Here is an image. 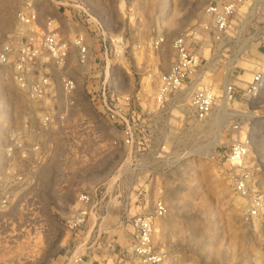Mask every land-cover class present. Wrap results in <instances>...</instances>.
<instances>
[{
    "label": "rangeland",
    "instance_id": "374dc122",
    "mask_svg": "<svg viewBox=\"0 0 264 264\" xmlns=\"http://www.w3.org/2000/svg\"><path fill=\"white\" fill-rule=\"evenodd\" d=\"M21 1L0 0V53L21 32L15 14L28 0ZM220 1L36 0L39 25L49 17L65 21L73 13L69 5L75 4L97 17L112 35L123 36L127 53L116 62L115 78L121 90L134 94L146 80L152 82V94L159 74L173 61L174 40L195 32L208 42L207 82L215 90V109L208 123L192 124L190 129L189 122L183 127L180 121L187 116L189 95L174 98L166 116L165 139L178 152L192 154L160 173L148 190L137 189L141 181L133 180L135 189L115 192L112 203L97 208L100 219L92 218L74 232L66 222L75 210L80 186L101 182L108 173L101 171L103 166L80 171L71 162L64 166L58 147L56 157L40 170L23 207L0 214V264H119L132 232L131 223L121 214L131 217L145 212L159 192L168 206L155 233V243L166 254L164 264H264V92L256 100L242 98L247 82L264 65V56L258 52L264 37V0H246L231 18L225 38L218 41L205 29L211 20L204 9ZM160 36L164 42L156 50L153 44ZM229 84L236 86V99L226 100L223 107L220 100L228 99L225 87ZM29 105L17 88L13 65L0 61V170L8 136L22 123ZM235 120L244 121L254 134L245 164L250 171L246 196L234 190L229 172L236 168L217 156L226 149L227 130ZM160 128L152 122L146 135L155 139ZM118 166L114 163L112 170ZM237 197L246 203L240 205Z\"/></svg>",
    "mask_w": 264,
    "mask_h": 264
},
{
    "label": "built area",
    "instance_id": "2783aa9c",
    "mask_svg": "<svg viewBox=\"0 0 264 264\" xmlns=\"http://www.w3.org/2000/svg\"><path fill=\"white\" fill-rule=\"evenodd\" d=\"M245 2L209 3L204 13L211 22L205 29L222 41L231 18ZM25 4L15 14L21 32L0 53L1 63L13 65L17 88L30 103L22 123L12 129L3 149L0 214H7L19 205L23 207L25 196L37 185L40 170L56 157L60 147L63 153L60 162L64 166L71 162L79 166L78 171L103 166L101 171L108 173L101 182L90 181L80 186L75 210L66 222L67 229L74 232L96 219L97 208L112 203L115 192L135 189L133 180L141 181L137 189L148 190L160 173L192 154L178 152L165 139L166 116L170 114L172 100L185 93L189 99L187 116H181L182 126L189 122L191 129L192 124L211 120L216 96L207 82L208 42L192 31L178 36L173 42V61L159 74L152 94L151 80L142 82L134 94L121 90L115 78L116 62L127 53L123 36L112 35L80 5H69L73 13L65 21L49 17L39 25L36 0ZM163 42L164 38L158 37L154 49H159ZM259 43L258 52L264 56V37ZM263 92L264 65L247 82L242 98L256 100ZM225 95L229 101L236 99L235 84L225 87ZM152 122L161 125L155 139L146 135ZM227 131L226 149L217 156L236 168H230L229 176L235 192L246 196L250 171L245 164L254 134L242 120L231 122ZM116 162L119 166L112 170ZM167 214V202L161 192L145 212L131 217L125 212L121 214L120 218L131 223L132 232L119 264L165 263L166 254L155 243V233L157 223Z\"/></svg>",
    "mask_w": 264,
    "mask_h": 264
},
{
    "label": "bare ground",
    "instance_id": "6f19581e",
    "mask_svg": "<svg viewBox=\"0 0 264 264\" xmlns=\"http://www.w3.org/2000/svg\"><path fill=\"white\" fill-rule=\"evenodd\" d=\"M213 91L215 92V90H213ZM226 100H227V99H221V100H220V103H221V105H222L223 107L226 106ZM248 158H249V157H248ZM248 158H247V159H248ZM237 199H238V200H241V201L239 202L240 205H243V204L246 203V200L242 199L241 197H237ZM237 199H236V200H237Z\"/></svg>",
    "mask_w": 264,
    "mask_h": 264
}]
</instances>
